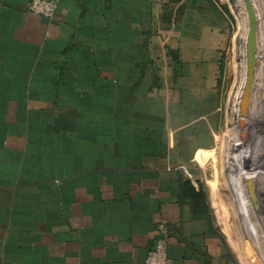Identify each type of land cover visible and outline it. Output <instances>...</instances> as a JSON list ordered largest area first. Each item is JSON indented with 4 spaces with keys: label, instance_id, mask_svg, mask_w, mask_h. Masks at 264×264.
Listing matches in <instances>:
<instances>
[{
    "label": "crops",
    "instance_id": "0c3cea01",
    "mask_svg": "<svg viewBox=\"0 0 264 264\" xmlns=\"http://www.w3.org/2000/svg\"><path fill=\"white\" fill-rule=\"evenodd\" d=\"M31 1L0 0V264H145L161 223L178 264H239L185 188L214 136L206 20L158 54L160 0Z\"/></svg>",
    "mask_w": 264,
    "mask_h": 264
},
{
    "label": "rangeland",
    "instance_id": "374dc122",
    "mask_svg": "<svg viewBox=\"0 0 264 264\" xmlns=\"http://www.w3.org/2000/svg\"><path fill=\"white\" fill-rule=\"evenodd\" d=\"M251 3L255 15L252 21L245 0H160L157 3V34L162 37H157L153 45L156 49V45L160 47L157 51L161 54L167 39L164 40L163 36L168 34V22L178 21L185 9L189 8L190 27L194 25L198 30L200 20H206L209 28L206 47L210 51L207 52L206 65L202 66L208 70L214 66L215 72L208 71L209 100L204 110L213 126L210 133L214 136L209 147L199 156L201 171L197 178L203 180L213 216L239 264H264V186L257 187L260 207L257 211L247 187V180L251 177H247L244 171V167L249 166L247 160L252 159V151L256 150L259 156L254 154L253 159L261 168L256 173L257 178L261 171L264 172V141L257 139L254 146L249 141L252 137L264 139V0H251ZM223 4L227 9L221 6ZM212 5H219L221 15L213 11ZM252 23L257 33V70L251 106L242 114L239 101L246 79L245 37ZM211 37L214 47L210 43ZM199 46V50H204L203 44ZM160 70L159 74H163L160 78L164 76L165 79L169 73L167 68L161 65ZM192 90L198 91L195 86ZM157 105L160 106L159 101ZM261 174L259 177H264V173Z\"/></svg>",
    "mask_w": 264,
    "mask_h": 264
},
{
    "label": "water",
    "instance_id": "95a60500",
    "mask_svg": "<svg viewBox=\"0 0 264 264\" xmlns=\"http://www.w3.org/2000/svg\"><path fill=\"white\" fill-rule=\"evenodd\" d=\"M247 8H248V15L251 20L254 19V12L251 0H245ZM250 30L247 35L246 44H245V59H246V79L245 84L241 93V100H240V110L241 113H245L249 110L252 102V95L253 89L255 84V74L257 70V58H256V50H257V33L255 24L252 23L250 26ZM207 145L204 148H208ZM247 187L249 190L250 197L254 202V206L259 211V199L257 196V189L256 184L254 183L253 179L247 180Z\"/></svg>",
    "mask_w": 264,
    "mask_h": 264
},
{
    "label": "built area",
    "instance_id": "2783aa9c",
    "mask_svg": "<svg viewBox=\"0 0 264 264\" xmlns=\"http://www.w3.org/2000/svg\"><path fill=\"white\" fill-rule=\"evenodd\" d=\"M57 9L55 0H32L29 5L30 13L44 18H51ZM155 244L147 252L145 264H178L171 258L168 251V231L161 223L158 227Z\"/></svg>",
    "mask_w": 264,
    "mask_h": 264
},
{
    "label": "bare ground",
    "instance_id": "6f19581e",
    "mask_svg": "<svg viewBox=\"0 0 264 264\" xmlns=\"http://www.w3.org/2000/svg\"><path fill=\"white\" fill-rule=\"evenodd\" d=\"M240 1V0H239ZM227 2H228V0H227ZM236 2V1H235ZM252 21V20H251ZM248 28V27H247ZM249 30V29H248ZM247 31V30H246ZM248 33V32H247ZM246 39H247V37H245V43H246ZM246 76V75H245ZM245 83V81H243V84ZM243 87H244V85H243ZM243 87H242V90H243ZM261 89V88H260ZM257 92V91H256ZM238 93V92H237ZM241 95V94H240ZM239 95V96H240ZM240 102V101H239ZM240 112V111H239ZM238 132V131H237ZM247 138V137H246ZM240 139V138H239ZM244 138L242 137V140H243ZM259 140V141H264V139H263V137H252V138H250L249 139V141H250V143H251V145H253L254 146V142L256 141V140ZM241 140V141H242ZM244 141V140H243ZM242 141V142H243ZM248 141V140H247ZM248 141V142H249ZM240 144H241V142H240ZM239 144V145H240ZM238 145V146H239ZM243 145V144H242ZM249 146V145H248ZM248 146H247V148H248ZM249 151H250V149H248ZM257 151L256 150H253L252 151V155H251V160L250 161H252V163H250V161L249 160H247L248 162H249V166L248 167H244V168H246V169H244V171H245V174H246V176L248 177H251V179H253V181H254V183L256 184V189H257V187L261 184V185H263L264 186V177H259V176H261L262 174L261 173H264L263 171H261L260 172V175H258V178H257V176H256V173H258V170H259V166L257 165V163H256V165H255V162H254V159H253V157L255 156V155H257V156H259V154H257L256 153ZM255 154V155H254ZM248 155H250V154H248ZM244 156V155H243ZM248 157V156H247ZM250 157V156H249ZM238 159H240V157L238 158ZM242 159V158H241ZM248 159V158H247ZM250 159V158H249ZM244 160H245V158H244ZM256 161V160H255ZM238 162H239V160H238ZM248 162H245L246 164L248 163ZM244 163V164H245ZM243 169V168H242ZM250 169V170H249ZM261 169V168H260ZM264 220V219H263Z\"/></svg>",
    "mask_w": 264,
    "mask_h": 264
},
{
    "label": "trees",
    "instance_id": "16d2710c",
    "mask_svg": "<svg viewBox=\"0 0 264 264\" xmlns=\"http://www.w3.org/2000/svg\"><path fill=\"white\" fill-rule=\"evenodd\" d=\"M221 6H222L224 9H227L226 4H223V5H221ZM206 149H207V148H202V149L197 150V152H196V154H195V161H196L198 164H201V161H200L199 156H201L202 153H203V151H205ZM189 183L191 184V181H186V182H185V185H186L185 188H186L187 190H190V191H191L192 197H194L195 199H198V200H199L198 203H199L200 201H202V205H203V206L205 205L206 208H207V210H210V206H209V204H204V203L208 202V199H207V192H206V189H205L203 183L198 182V183H199V187H198V189H196L192 184L188 187ZM224 187L226 188V186H224ZM220 189H221V188H220ZM219 209H220V207H219Z\"/></svg>",
    "mask_w": 264,
    "mask_h": 264
}]
</instances>
